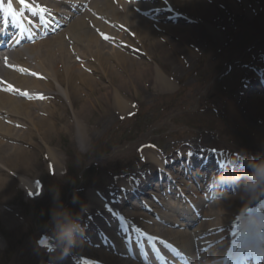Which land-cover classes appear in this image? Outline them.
Masks as SVG:
<instances>
[{
    "label": "rangeland",
    "instance_id": "374dc122",
    "mask_svg": "<svg viewBox=\"0 0 264 264\" xmlns=\"http://www.w3.org/2000/svg\"><path fill=\"white\" fill-rule=\"evenodd\" d=\"M263 3L264 0H208L206 4L211 10L210 20L197 30H193L191 27L193 25L187 23L178 37H170L171 58L162 57V53L138 56V61L143 63L139 69L142 72L139 78L141 83L134 81L131 72L114 70L119 77L112 74L105 80L99 81L101 76H94L93 79L98 81L95 85V95L84 97L87 91L85 90L84 94L78 91L77 99L72 102H68L63 97L64 90L56 86V90L63 94L62 105L65 103L66 111L62 108L54 110L56 118L51 117L49 122L55 126L56 132L49 140L47 139L46 143L47 147L55 153L61 168L53 170L46 149H43L40 156L39 152L29 150L35 156L32 164V168L35 169L28 175V186L33 185L36 180L41 181L45 173L54 174L60 181L65 178L67 169L65 152L68 150V154L71 152L72 172L66 179V185L72 186L75 173L81 170L79 178L81 179L84 174L86 188H83L81 192L82 186L79 185L80 187L74 192L67 191L66 198H71L70 194L73 193L74 197L82 198L83 205L72 221H62L66 218L64 215L60 221L62 226L56 227L53 224L49 230L37 233L38 222L42 217H37L38 206L28 203L39 202L43 199L44 193L41 195L40 192V196L36 194L32 197L34 201H28V193L23 187L12 191L11 195L0 201L4 203L0 204L2 206L0 264H48L47 262H51L55 257L50 253V248H42L40 245V238L43 235H46L49 243L54 245L58 256L61 257L63 254L66 257L69 256L68 254H75L76 250L72 245L75 240L73 229L88 210L86 208L90 205L89 197L95 198L96 192H100L107 198L108 203H114L118 182L126 180L134 182L138 180L137 178L149 173L146 149L153 145H157V149L165 153L164 158L172 157L176 154L175 152L191 145L197 150L222 151L224 155H227L225 153L248 155V151H252L253 158L264 167V98L252 97L250 102L243 101L246 104L241 103L240 97L237 99L236 96L232 100H227L226 104L218 100L224 97L223 93L226 89L234 88L239 71L245 70L243 71L245 74L249 65H255V62L264 54V35L262 36L263 32H259L264 31V22L261 20ZM239 25H242L245 33L239 34L235 42L232 36L233 32L239 31L237 30ZM177 27L181 26L177 25ZM207 28L209 32L206 31ZM253 30L257 31L256 35L262 36L254 44L251 42L253 39L248 41L250 31L254 32ZM136 47L138 48V45ZM230 49L231 61L222 73L226 72L228 65L234 71L212 87L214 81L208 74L207 67L209 65L211 72L214 68H219L221 59L226 58L222 56L226 55L225 52L228 54ZM244 58L248 59L246 65L242 64ZM157 65L170 81L167 92L155 84L152 77L147 78L146 71L148 72L150 68L155 70ZM121 80L123 85H119ZM171 85H173L172 89ZM113 87H117L119 93L130 105L124 114H121L114 106L111 97ZM79 88L81 90L82 87ZM219 93L223 95L218 98ZM53 103L46 105L49 111L53 110ZM85 104L87 109L81 114L82 116L77 115L75 131L70 132L67 124ZM139 107L143 108L142 114L140 118L135 119L134 116ZM256 107H259L261 111L254 110ZM207 110L210 111L207 116L199 117L200 119L195 120L194 125L191 118L186 119V116L193 115L196 111ZM220 111H224V115ZM197 114L200 113L197 112ZM210 117H217L224 121L226 127L221 128L215 125V130L209 129L207 124H211ZM235 117L242 123H236ZM35 146L37 148L41 146V141L36 142ZM91 153L92 157L96 155L97 158L89 156ZM80 161H84L82 168L79 165ZM91 167H95V175L98 174V170L103 172V175L99 177L101 182L93 180V175L89 173L90 170L92 171ZM116 168L121 170L126 168L125 174L130 176L113 179L109 172H105L106 170L114 171ZM13 174H16V171ZM87 185L90 186L87 187ZM248 186L250 188L248 191L240 190L234 194L235 199H227L229 203H226L232 207L229 210L232 215L240 214L246 207L262 197L258 195L260 192ZM76 190H79L78 194ZM52 194L55 195L54 192ZM26 205H28L27 208ZM29 208L31 211H27ZM116 210L119 211V209ZM123 212L125 214V210ZM26 219H28L27 222ZM29 221H32L33 226L29 227ZM87 248L77 251L74 257L87 261H103L98 251L90 252ZM75 260L70 264L79 262Z\"/></svg>",
    "mask_w": 264,
    "mask_h": 264
},
{
    "label": "bare ground",
    "instance_id": "6f19581e",
    "mask_svg": "<svg viewBox=\"0 0 264 264\" xmlns=\"http://www.w3.org/2000/svg\"><path fill=\"white\" fill-rule=\"evenodd\" d=\"M84 1L85 0H78V2L73 1L70 2V4H72V8L78 11L81 9V13L87 9V11L90 10L92 14H88L87 17L78 20L58 38L46 41L43 44L22 52H17L10 57L12 61L22 63L21 65L14 64L13 67L17 68L24 76L0 71V79L6 82L3 83L0 80V87L9 89V91L15 95L8 96L0 93V201L4 198L6 199L9 194L11 195L12 191L19 189L22 185L28 186V175L33 173L35 169L32 168L35 156L32 152H29V150L35 153L39 152L38 155L40 156L43 147H45L48 151L53 168L56 170L61 168V163L56 158L55 153L47 147L46 143L47 139L49 140L56 132L55 126L49 122L51 117L56 118L54 110L57 111L62 108L63 111H66L65 103L62 105L64 99L61 96H63V94L61 91L56 90V86L62 88L65 95L63 97H65L68 102H72L77 99L78 91L84 94L86 90L87 93L84 97L95 95V85L98 81L93 79L94 76H101L98 79L99 81L105 80L112 74V76L116 75V77H119L114 70L131 72L134 81L136 80L138 83H141L139 78L142 72H140L139 69L143 63L138 61V57H128L114 50L109 43L115 44L117 41L124 43L125 36H130L137 42L144 44V47L142 45V52L153 55L162 53V57L171 58L170 37H178L182 29L186 26L180 24L181 27L171 26V24L159 25L155 21L141 19L136 16V10L134 8L127 9V5L123 0H100V4L95 3L94 0L90 3L87 2V5L82 7ZM133 1L134 4H136L135 1L137 0ZM150 1L151 3H157L152 6L143 3H138L137 5L138 9H145L148 11L152 19L161 14H166L168 12L167 10L171 13V10L174 9L191 19L190 25H193L191 26L193 30H197L200 26H204L207 24L206 22L210 20L209 14L211 10L206 4L208 0ZM37 3L40 4L39 2ZM19 6V4L14 6V12L20 10ZM15 16L19 18L20 23L22 15L16 12ZM158 20L161 21L162 19ZM102 22L113 25L117 32H110L107 27H102ZM92 26L95 27L96 33L92 31ZM123 30H127L126 35H121V33L118 32ZM206 31L209 32L208 28ZM98 32L106 35L108 43L100 41L97 35ZM65 38H69V41L71 40L73 45L67 46ZM128 39L132 42L130 38ZM26 59L29 60V62L24 63ZM77 59H81L83 64H77L75 62ZM134 68L137 69L134 70ZM258 68H263L264 70V65H259ZM146 73L148 74L147 78L152 77L155 84L161 86L166 92L169 91L170 82L160 70L157 68L155 70L150 68ZM256 74L257 71L255 73L251 72L248 86L254 82ZM36 75L38 76L35 78ZM9 85L14 86L15 89H11ZM119 85H123L122 80ZM248 86L246 88H248ZM79 87H82L81 90ZM172 87L173 85H171V89ZM22 91L29 92L26 93L27 97L25 99L29 101L20 100L22 99L20 97L23 94ZM33 91L40 96L35 97ZM111 92V97L117 110L120 111L121 114L127 112L129 104H127V101L119 93L117 87H113ZM34 98H38L39 101L34 102V100H36ZM51 99L56 104V108L49 111L46 107V101ZM86 109L87 105L85 104L74 119L67 124L70 132L71 130L73 131L75 125H77V115L82 116L81 114H83ZM254 110L261 111L259 107L254 108ZM42 111L46 113V115L44 113L37 114ZM39 141H41V146L37 148L35 143ZM147 160L148 164L151 166L150 173L145 175L143 179L137 178L138 180L135 181L134 185H131L132 188L127 186L125 189L123 188L125 187L124 183H119L116 188L118 194L115 195L114 204H124L125 200L123 198L125 194H131L132 190L140 191L143 184L146 183V180H151L157 176L155 174L157 173V168L162 166L160 157L154 152H149ZM237 163H240V161ZM171 165L172 163L163 165L162 169L165 170L171 167ZM15 171L17 177L12 176V173ZM89 198L91 201L90 205L87 207V213H85L82 221L80 220L81 224L78 223L76 225L75 234L80 240L78 243L82 244L83 241L89 242V244H87L88 246L94 244L96 248H99L98 251L104 264H138L122 260L118 253L127 250L132 254L144 255V248H141L142 246L139 244V241L145 238L151 240L149 244L157 241L165 247H167V245H174L179 247V250H183V252L188 254L194 253V251L201 252L209 248L211 253H205L209 260H211L212 255L222 257L224 252L227 253V250H229L224 242L226 238L230 236L228 234L229 231L225 230L230 221L228 219H223V217L228 216L226 209L230 208V204H228L229 206L226 204L219 206L220 204H218V209L215 206L208 207L204 211V215L208 218H211V216L216 217L217 222L200 224L194 229L192 235L188 232L175 230L172 227L174 223L171 224V229L164 230L159 227L157 221L155 223L156 226L152 223L145 226L142 224V216L133 213H130V215L127 214V221L132 222L133 219L137 220V223H135L133 227L138 229L139 233H141L140 236L137 235L138 233L134 230L113 228L117 216L108 211L100 200H94L91 196ZM0 204L2 205L4 203L0 202ZM160 209L161 210L158 212H160V215H164L162 213V208ZM262 215H264V209L262 210ZM263 228L264 227H261L260 232L264 231ZM115 231L125 236L123 240L127 239L126 232H129L131 242L128 245L130 248L126 246L127 241L123 242L122 238L120 240L116 238ZM209 233L211 236L210 240H203L197 247H195L190 240L191 238L194 240L203 239L204 234L208 235ZM217 233L221 234L217 235ZM218 243L222 245L216 247ZM50 247L51 246H49V248ZM90 249L91 248H89V250ZM50 251L52 253L55 252L52 248H50ZM54 257L55 258H53L51 262L47 263L64 264L60 257ZM138 261H142V258Z\"/></svg>",
    "mask_w": 264,
    "mask_h": 264
},
{
    "label": "trees",
    "instance_id": "16d2710c",
    "mask_svg": "<svg viewBox=\"0 0 264 264\" xmlns=\"http://www.w3.org/2000/svg\"><path fill=\"white\" fill-rule=\"evenodd\" d=\"M48 218V217H47ZM47 221V219H45V222Z\"/></svg>",
    "mask_w": 264,
    "mask_h": 264
}]
</instances>
